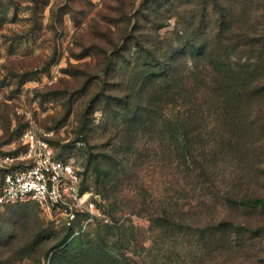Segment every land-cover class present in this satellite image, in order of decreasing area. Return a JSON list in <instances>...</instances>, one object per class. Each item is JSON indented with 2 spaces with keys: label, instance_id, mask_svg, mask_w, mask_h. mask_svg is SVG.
Segmentation results:
<instances>
[{
  "label": "rangeland",
  "instance_id": "obj_1",
  "mask_svg": "<svg viewBox=\"0 0 264 264\" xmlns=\"http://www.w3.org/2000/svg\"><path fill=\"white\" fill-rule=\"evenodd\" d=\"M232 1L245 2L0 0V164L35 126L80 167L108 220L84 213L68 225L36 201L3 207L0 264H264V213L228 203L264 198V111L237 114L221 152L215 134L228 128L194 118L189 154L206 172L184 164L166 122L191 118L171 102L169 71L208 66L196 48H217ZM257 17L264 25L263 8ZM150 98L158 125L143 128Z\"/></svg>",
  "mask_w": 264,
  "mask_h": 264
},
{
  "label": "trees",
  "instance_id": "obj_2",
  "mask_svg": "<svg viewBox=\"0 0 264 264\" xmlns=\"http://www.w3.org/2000/svg\"><path fill=\"white\" fill-rule=\"evenodd\" d=\"M232 3V8H230L229 3L223 2L220 7V11L223 12L222 23L218 25L216 36L210 34L219 41L217 48L205 40H200L196 48V53L202 52L200 55L208 59V66L201 69L196 63L194 70L184 73L180 79L175 77L174 70L169 71L168 88L171 102L173 105L180 102L181 105L187 107L191 118H187L183 113L184 119L176 117L177 119L166 121L168 134L175 142L176 148L182 151V154L187 153L185 157H182L184 164L196 171H211L212 167L206 168L204 164L201 166L189 154L194 151L190 131L191 124H194V118L198 121L204 115H213L216 116L214 120H217L221 130L228 128L224 130L226 135L223 132V134H215L217 138H221L220 143L216 142L221 152V149L227 147V143L230 145L232 137H234V134H230V128H237L238 119H235V117L238 118L237 114L243 112L253 114L258 110L264 111V25L259 23L257 17L260 10L262 8L264 10V6L259 5L258 0H245L244 3L232 1ZM242 6L245 9L242 17L246 16L247 23L239 13V8ZM247 11L251 15H246ZM189 77L193 82L187 79ZM187 85L188 87L191 85L190 90L187 89ZM189 92L190 94H188ZM199 93H201L200 97L197 96ZM168 100L170 101V99ZM155 102L158 103L159 100L150 98L147 109L142 110L139 121L143 128L158 125L157 114L151 112V106ZM202 122L205 124L203 119ZM178 134L183 137V142ZM214 158L216 157L213 156V161L206 163L214 162ZM2 170L4 172V169ZM107 176L110 177V174ZM111 188L114 194L120 192L117 185L112 184ZM83 190H88L85 187V182H83ZM228 203L246 210L264 213L263 197H245L235 202L229 200ZM220 224L223 227L232 226V229H235V234L238 235L242 234L241 230H248L242 224L236 225L226 221Z\"/></svg>",
  "mask_w": 264,
  "mask_h": 264
},
{
  "label": "built area",
  "instance_id": "obj_3",
  "mask_svg": "<svg viewBox=\"0 0 264 264\" xmlns=\"http://www.w3.org/2000/svg\"><path fill=\"white\" fill-rule=\"evenodd\" d=\"M49 134L30 126L17 153L6 155L0 167V209L36 201L46 211L62 216L68 225L80 214L108 222L99 206L100 195L83 190L84 176L74 160L58 157L47 140Z\"/></svg>",
  "mask_w": 264,
  "mask_h": 264
}]
</instances>
